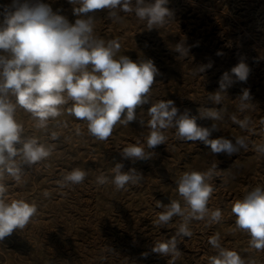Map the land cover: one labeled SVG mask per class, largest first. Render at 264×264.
Wrapping results in <instances>:
<instances>
[{
	"label": "rangeland",
	"instance_id": "1",
	"mask_svg": "<svg viewBox=\"0 0 264 264\" xmlns=\"http://www.w3.org/2000/svg\"><path fill=\"white\" fill-rule=\"evenodd\" d=\"M41 2L70 23L78 18L68 0ZM12 4L13 0H0V22L6 10H13ZM167 7L174 14L173 21L151 31L132 13H120L123 19L119 23L108 18L107 10L90 15L95 18V35L105 41L118 39L120 54L133 61L153 60L159 75L151 89L152 102L172 100L180 113L187 109L197 116L199 126L211 128L217 123L219 130L210 139L224 137L234 143L235 137L244 136L248 149L232 155L212 154L202 142L180 141L175 129H168L166 143L152 149L150 159L133 163L122 159L120 150L137 141L146 144L149 130L139 119H149L151 102L136 110L137 120L128 127L117 124L106 141L91 136L86 123L66 111L44 131L34 127L30 114L17 109L16 119L22 123L24 135L35 136L53 151L31 169L24 166L21 183L5 178L9 195L36 204L38 212L23 230L0 241V264H168L171 256H160L151 249L155 241L175 235L182 221L174 217L165 227L155 228L152 221L162 211L156 203L179 200L175 183L179 176L185 171H207L213 164H217V174L209 181L214 192L208 207L219 208L222 219L211 224L191 221L193 235L178 238L181 255L175 264H208V257L216 254L208 240L217 233L223 247L264 264V252L249 249L250 237L236 229L231 212L235 200L258 185L264 187V156H258L253 147L264 142V0H168ZM180 42L189 48L187 57L173 50ZM241 60L250 68L247 81L235 82L222 102L214 103L209 94L219 90L222 75ZM208 64L212 66L193 75V69ZM244 89L249 90L252 105L240 112L237 98ZM201 108L225 109L224 119H200ZM232 115L250 117L249 129L233 123ZM53 131L59 133L58 140L51 139ZM116 163L124 164L123 171L135 168L144 180L138 186L127 185L126 191H115L110 183L98 185L96 177L111 178ZM75 168L87 171L84 182L60 188L57 181Z\"/></svg>",
	"mask_w": 264,
	"mask_h": 264
},
{
	"label": "clouds",
	"instance_id": "2",
	"mask_svg": "<svg viewBox=\"0 0 264 264\" xmlns=\"http://www.w3.org/2000/svg\"><path fill=\"white\" fill-rule=\"evenodd\" d=\"M73 5L77 19H68L54 12L41 0H13L11 11H5L0 22V241L14 231L23 230L37 215L36 204L23 198L11 197L5 178L11 177L21 183L25 167L46 160L52 154V146L41 143L35 136L26 137L24 127L16 119L17 109L30 114L34 127L46 131L51 121L67 114L83 121L88 133L100 141H106L117 124L128 127L137 120L136 110L151 102L147 111L149 119L141 117L139 123L149 130L145 143L137 141L120 150L124 160L133 163L150 159L155 147L165 144V130L175 129V136L183 142L200 141L209 146L212 154H228L247 150L248 139L235 137V142L224 137L210 139L213 131L219 130L217 123L211 128L197 124V116L189 110L183 113L172 100L152 102L151 89L159 70L152 59L133 61L120 54L118 39H104L95 35V18L90 13L107 10L114 23L122 22L120 13H132L146 23V30L159 29L173 21V12L167 7L168 0H68ZM180 57H187L189 48L183 42L175 45ZM212 65H201L193 69L198 75ZM250 73L248 65L241 60L219 80V90L208 98L216 104L224 99L226 90L235 82H246ZM235 77V79H233ZM237 108L245 112L252 105L248 89L242 90ZM200 119L222 121L225 109L201 108ZM233 123L248 130L251 118L238 119L232 115ZM80 134V129H76ZM53 141L59 133L51 132ZM19 145V147H17ZM258 156H264V142L255 144ZM146 148L148 151H146ZM124 164L116 163L111 168V178L101 174L96 177L98 185L111 184L115 191L127 190V185L138 186L144 180L135 168L123 171ZM217 164L207 171H185L175 181L179 200L171 199L167 205L157 201L161 208L152 221L155 228H163L174 217L181 223L170 239L154 242L151 251L163 257L171 256L168 264H175L181 252L177 249L178 238H190L191 221L219 223L222 211L208 207L214 192L210 180L217 174ZM87 171L75 168L57 181L60 188L82 184ZM49 193H45L48 196ZM183 201V204L181 203ZM236 229L250 237L249 249L264 252V187L256 186L243 198L232 203ZM208 243L216 254L208 257V264H256L254 259L242 258L234 250L222 246L219 234L211 236ZM144 257L148 253H142Z\"/></svg>",
	"mask_w": 264,
	"mask_h": 264
}]
</instances>
